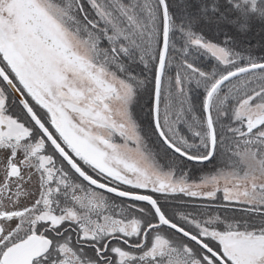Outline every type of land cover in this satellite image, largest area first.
<instances>
[{"label":"snow or ice","instance_id":"6c2138e0","mask_svg":"<svg viewBox=\"0 0 264 264\" xmlns=\"http://www.w3.org/2000/svg\"><path fill=\"white\" fill-rule=\"evenodd\" d=\"M195 3L0 0V264H264V0Z\"/></svg>","mask_w":264,"mask_h":264},{"label":"rangeland","instance_id":"374dc122","mask_svg":"<svg viewBox=\"0 0 264 264\" xmlns=\"http://www.w3.org/2000/svg\"><path fill=\"white\" fill-rule=\"evenodd\" d=\"M169 3L173 4V6H174V7H171V11H172L173 17L177 21V23L180 22L181 17L185 14V8H182L184 4H190L191 5L190 9H191V13L192 14H195L197 12V5L195 3V0H184V3H182L181 0H170ZM187 12H188V10H187ZM202 28H203L202 24L201 25H197L196 26V31L199 32L200 30H202ZM260 30L261 29L254 28L249 33V36L255 38L256 35L259 34ZM205 33L206 34H210L209 32H207V30H205ZM254 49L257 50L256 47ZM81 50L83 51V49H81ZM198 62L202 63V65H204L205 67H207L209 65V63H210L207 57H205L202 61H198ZM136 71L139 72V68H137ZM143 103H144V101L141 100V103L138 106L136 112H135V107H134V116L137 118V121L140 124V128L142 129V133L141 134L143 135L144 131H148V136L150 137V138L146 137L148 145H149V147L153 148V150H155V148L158 145L157 144H153V141H155L156 138L154 136H151L150 130L148 129L149 119H148V116H147V113H146V109L144 107H142ZM113 107L115 108V107H117V105L114 104ZM13 111L18 112L19 108L18 107L13 108ZM95 131L100 132V131H103V130L95 129ZM115 142L118 143V144H122V145L124 144V141L122 139H120L119 137H115ZM121 152L123 154H125V156L128 159L136 162L139 166H141V167H147L148 166L147 162L143 159V157L141 156L140 152H138L136 150V145L134 143L129 142L127 144L126 148H122L121 149ZM217 171H219V166L218 165L215 166V167L211 163H208L207 166H205V165H196L195 169L193 171L189 172V174H188L189 175V180H190V182H193V183H199V181L201 179V176L214 175V174H216ZM220 186L221 187L224 186L223 180H221V185ZM198 190L206 192V191H209L210 188L209 187H203V188H200ZM221 196H222V193H218L217 194L218 199ZM182 199L187 204H193L195 202L200 201V200H197L195 198H189L187 196H183ZM208 214L219 215L220 212H218V213H208Z\"/></svg>","mask_w":264,"mask_h":264},{"label":"trees","instance_id":"16d2710c","mask_svg":"<svg viewBox=\"0 0 264 264\" xmlns=\"http://www.w3.org/2000/svg\"><path fill=\"white\" fill-rule=\"evenodd\" d=\"M169 2H170V0H169ZM204 2H208V0H204ZM170 5H172V7H174L173 4L170 3ZM181 7H182V6H181ZM182 8H184V5H183ZM170 10H171V8H170ZM187 10H188V13H191V9H190V7H189ZM254 28L261 29V25H260V23H259L258 21H254V22H253V29H254ZM260 32H261V30H260ZM260 32H259V34H260ZM205 34H206V33H205ZM259 34H257L255 38L249 36V37H250V41H249V42H250L251 44L255 45V47H256V49H257V50L253 49V52H254L255 55H264V50L261 49V47H260V45H259V43H258L259 38H260V35H259ZM206 35L208 36L209 39L216 40L217 42H219V41L223 38L222 35H221V36H213V35H210V34H206ZM253 40H254L255 42H254ZM256 44H257V45H256ZM238 47H241V46L238 45ZM255 47H254V48H255ZM138 106H139V105L135 106V112H136ZM169 203H170V204H178L179 201H178V200H173V201H170ZM201 203H203V204H208L209 202H207V201H198V202H195V203H193V204H187V206H188L189 208H191L194 204H201ZM170 210H172V209H170ZM218 212H220L219 215H221V216L228 215V212H227L225 209L220 208V207L212 206L211 208H208V209H207V213H218Z\"/></svg>","mask_w":264,"mask_h":264},{"label":"flooded vegetation","instance_id":"af4514ba","mask_svg":"<svg viewBox=\"0 0 264 264\" xmlns=\"http://www.w3.org/2000/svg\"><path fill=\"white\" fill-rule=\"evenodd\" d=\"M13 108H16V107L14 106ZM78 194H79V193H78ZM107 195H109V196H110L111 194H107Z\"/></svg>","mask_w":264,"mask_h":264}]
</instances>
